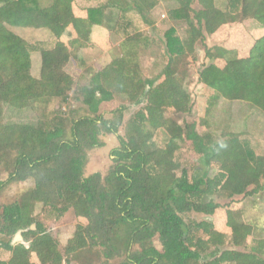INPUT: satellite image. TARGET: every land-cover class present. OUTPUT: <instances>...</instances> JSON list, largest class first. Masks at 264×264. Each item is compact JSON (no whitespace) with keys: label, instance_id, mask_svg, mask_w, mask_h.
<instances>
[{"label":"trees","instance_id":"1","mask_svg":"<svg viewBox=\"0 0 264 264\" xmlns=\"http://www.w3.org/2000/svg\"><path fill=\"white\" fill-rule=\"evenodd\" d=\"M170 1L167 15L185 25L184 37L175 26L162 38L133 33L107 50L111 59L101 69L80 70L77 45L97 46L120 14H136L153 26L159 0L86 7L74 0H0V167L7 171L0 189L32 183L0 205V249L7 253L0 264H264V236L241 219L238 202L264 191V154L238 132L216 130L210 122L221 99L248 103L264 115V0H225L223 8L216 0ZM248 20L262 30L248 52L206 42L219 28ZM13 29L47 31L53 44L37 47ZM72 33L80 39L68 43ZM197 46L207 60L198 72L202 87L192 95L189 75L178 66L186 60L189 68V55L197 60ZM145 48L164 62L154 81L142 74ZM69 65L79 70L77 77ZM117 97L140 104L126 121L124 104L101 112ZM24 112L32 117L6 119ZM122 125L124 137L118 134ZM108 134L118 145L106 173L85 175L88 152L104 147ZM181 145L199 155L191 177L175 160ZM37 204L46 220L73 212L76 225L62 249L34 214ZM219 210L223 229L211 220ZM17 235L28 244L15 243Z\"/></svg>","mask_w":264,"mask_h":264},{"label":"rangeland","instance_id":"2","mask_svg":"<svg viewBox=\"0 0 264 264\" xmlns=\"http://www.w3.org/2000/svg\"><path fill=\"white\" fill-rule=\"evenodd\" d=\"M76 5L80 7L86 6H96L104 0H74ZM225 0H216V5L223 8ZM173 2L170 0H159V4L151 12L153 16L154 24L153 26L145 25L139 16L130 13L127 15L120 14L116 27L109 37H100V43L96 46L93 44L90 47L84 48L77 45V57L78 68L82 70L85 66H90L94 70H99L105 66L111 59L109 52L107 51L110 47L118 45L124 37L131 35L133 33H143L151 36H158L162 38L163 33L166 29L171 26H175L176 33L179 37H184L185 25H178L170 21L167 10L172 7ZM154 27V28H153ZM14 30V29H13ZM19 33L28 42L39 46H48L53 44L50 40V34L47 31H34V30H14ZM262 30L259 29V25L252 21L236 22L234 24L225 25L218 29V31L211 37H208L206 42L209 46H222L228 47L230 49H238L240 52H248L252 47L256 37L261 35ZM105 36V35H104ZM77 38L76 33L72 35L67 34L65 40L68 43L74 42ZM75 43V42H74ZM101 48V49H100ZM76 49V48H75ZM202 47L197 46L198 54L197 60L192 59V55H189L191 66L187 68L188 62L181 61L178 68L189 75L188 90L194 95L202 85L198 82V72L200 70L201 63L207 59L204 57V52L201 50ZM103 53H106L104 56ZM193 60V61H192ZM140 65L142 69V74L144 77L150 78V81H154L160 76L161 69L164 66V62L155 56L149 49H142L140 51ZM69 70L74 73V76L79 75V70L73 69L72 65H69ZM33 71L35 74L38 72V56H33ZM83 81H86L84 79ZM82 81V82H83ZM194 97V96H193ZM126 105V110L124 112V121L140 107V104L130 105L126 100L121 97H117L107 103H103L101 106V112L105 113L112 111L120 105ZM79 103L73 102L72 106L77 107ZM57 106L56 102L52 104V107ZM168 114L173 117L177 122H181V114L170 110ZM196 106L193 107L192 116L196 118L198 123V131L202 132L205 127L199 123L197 118ZM32 117L29 112H24L20 116L9 114L7 115V120L11 121H25L26 119ZM209 117V116H208ZM211 124L216 130H232L238 132L241 138L248 139L253 145L255 151L258 154H264V115L256 108L250 106L248 103L235 101L230 102L227 100H219L217 107L213 110L211 116ZM126 129L124 125L119 128L118 134L125 136ZM105 146L102 148H95L88 152V162L85 167V175H89L94 172H99L104 175L108 169L111 162L110 152L118 145V139L116 135L108 134L103 136ZM175 160L179 163L181 168H184L188 172V176L191 177L195 173V167L199 164V155H197L189 145H181L179 150L175 153ZM5 169H9L5 166ZM212 173L217 171L218 166L213 165ZM180 173V170L178 171ZM7 179V171L0 167V181H5ZM32 183L30 181L24 183H13L3 186L0 189V205L8 204L15 201L18 195L26 188L30 187ZM215 201L220 204L228 202L226 199H221L214 197ZM240 204L241 219L246 222H254L256 226L255 236H264V191L255 195L253 197L238 198ZM235 205V204H234ZM34 214L39 215L42 221L46 225L48 232L57 240L60 249L63 248L67 240L71 237L76 221L75 216L72 211H68L60 219H44L42 214V209L40 205H36L34 209ZM35 216V215H34ZM187 219L196 218L200 220L204 218L202 215L187 214L185 215ZM36 218H38L36 216ZM43 218V219H42ZM82 219V218H80ZM214 226L218 229H223L225 219L223 217V211H216L215 215L211 218ZM22 242L28 244L24 241L20 235L16 236L15 243ZM155 245L160 248V243L155 239ZM7 258V253L0 249V259Z\"/></svg>","mask_w":264,"mask_h":264},{"label":"water","instance_id":"3","mask_svg":"<svg viewBox=\"0 0 264 264\" xmlns=\"http://www.w3.org/2000/svg\"><path fill=\"white\" fill-rule=\"evenodd\" d=\"M142 100H140V102H141Z\"/></svg>","mask_w":264,"mask_h":264}]
</instances>
